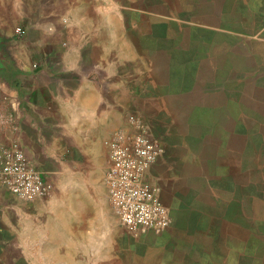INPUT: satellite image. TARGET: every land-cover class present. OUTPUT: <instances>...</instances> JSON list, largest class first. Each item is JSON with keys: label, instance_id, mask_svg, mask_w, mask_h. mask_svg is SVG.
I'll return each mask as SVG.
<instances>
[{"label": "crops", "instance_id": "crops-1", "mask_svg": "<svg viewBox=\"0 0 264 264\" xmlns=\"http://www.w3.org/2000/svg\"><path fill=\"white\" fill-rule=\"evenodd\" d=\"M255 1L235 0L250 9ZM225 3L0 0V141H19L55 183L49 197L26 202L0 181V264H126L113 253L114 224L82 221L76 202L103 171L105 140L132 131V117L161 149L148 180L171 220L131 238L136 264L256 262L264 218L256 185L241 177L242 136L252 131L243 118H256L237 89L195 94L192 74L178 76L194 66V29L264 45V12L251 11L263 23L249 33L231 30L227 21L240 18L227 17ZM245 147L257 165L258 145Z\"/></svg>", "mask_w": 264, "mask_h": 264}, {"label": "rangeland", "instance_id": "rangeland-1", "mask_svg": "<svg viewBox=\"0 0 264 264\" xmlns=\"http://www.w3.org/2000/svg\"><path fill=\"white\" fill-rule=\"evenodd\" d=\"M225 6L227 17L240 18V21H227L226 24L231 30H242L249 33L250 26L256 27L263 23L249 20V14L251 11L255 15L263 13L264 0H256L251 9L235 0H226ZM192 34L194 66L192 69L178 70V76L189 77L192 74L195 94L208 89H237L242 94V110L246 115L251 114L253 120L256 118L255 122L248 121L247 117L243 118V128L252 131H245L242 136L241 177L243 183L252 182L256 185L258 191L256 212L258 218H264V108L256 106L249 99V96L264 99V45L251 43L250 37L246 34L242 37H230L196 29L192 31ZM184 40H188L189 44V36L183 40L179 38L178 43L184 44ZM249 140H253L258 145L257 165L249 164L251 156L245 147V143ZM102 168L103 171L96 180L85 182L88 196L84 199L86 208L81 213V220L111 221L115 226L113 253L123 256L117 258L121 262L123 258L126 264H136L130 254L136 251L133 243L137 241L132 240L131 242V238L135 237L129 236L124 229L118 227V219L108 202L104 179L107 168L106 158L103 159ZM258 231L264 232V225L259 224ZM128 237L130 240L127 239ZM257 250L256 262L252 264H264V240L261 238L258 239ZM245 264H250V262H245Z\"/></svg>", "mask_w": 264, "mask_h": 264}, {"label": "built area", "instance_id": "built-area-1", "mask_svg": "<svg viewBox=\"0 0 264 264\" xmlns=\"http://www.w3.org/2000/svg\"><path fill=\"white\" fill-rule=\"evenodd\" d=\"M17 33L24 35L25 31L19 28ZM130 121L132 131L118 130L104 142L108 202L129 235L162 233L170 227V214L158 187L148 180L161 149L143 119L132 117ZM0 181L13 196L26 202L47 198L55 190V183L17 140L10 144L0 141Z\"/></svg>", "mask_w": 264, "mask_h": 264}, {"label": "bare ground", "instance_id": "bare-ground-1", "mask_svg": "<svg viewBox=\"0 0 264 264\" xmlns=\"http://www.w3.org/2000/svg\"><path fill=\"white\" fill-rule=\"evenodd\" d=\"M76 187H77V186H76ZM80 191H81V190H80ZM80 191H79V192H80ZM74 192H75V190H74ZM74 192H73V193H74ZM75 193H76V192H75ZM75 193H74V194H75ZM77 193H78V192H77ZM80 194H81V193H80ZM78 196H80V195H78ZM78 196H77V197L75 196V197L78 199ZM80 197H81V196H80ZM82 198H83V197H82ZM77 199H76V200H77ZM80 199H81V198H80ZM73 201H74V200H73ZM83 201H84V200H83ZM83 201H77V202H76V203L78 204L77 207L80 208L81 210L85 207V204H84ZM86 204H87V202H86ZM88 204H89V202H88ZM87 206H88V205H87ZM59 208H60V207H59ZM65 211H66V210H65ZM65 211H64V212H65ZM79 216H80V215H79ZM66 223H67V222H66ZM68 223H69V222H68ZM74 225H75V224H74ZM77 226H78V225H77ZM70 227H71V226H70ZM75 227H76V226H75ZM68 230H69V229H68Z\"/></svg>", "mask_w": 264, "mask_h": 264}]
</instances>
